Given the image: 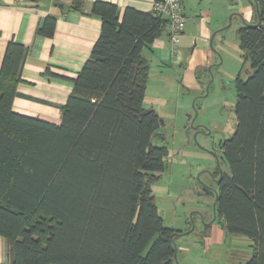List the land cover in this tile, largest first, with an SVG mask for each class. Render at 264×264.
<instances>
[{"label":"trees","instance_id":"16d2710c","mask_svg":"<svg viewBox=\"0 0 264 264\" xmlns=\"http://www.w3.org/2000/svg\"><path fill=\"white\" fill-rule=\"evenodd\" d=\"M256 2L252 24L260 19V25L237 30L243 63L236 125L221 144L229 170L215 191L224 231L252 242L243 264H264V0ZM82 6L76 0L72 8ZM90 14L101 19L100 35L73 80L59 124L13 111L26 49L13 42L6 48L0 236L8 240L10 264H176L182 232L163 225L152 189L168 157L157 145L163 120L143 106L149 62L142 51L163 34L165 21L131 8L119 19L117 7L106 2H94ZM54 26L46 18L38 33L51 36Z\"/></svg>","mask_w":264,"mask_h":264},{"label":"crops","instance_id":"0c3cea01","mask_svg":"<svg viewBox=\"0 0 264 264\" xmlns=\"http://www.w3.org/2000/svg\"><path fill=\"white\" fill-rule=\"evenodd\" d=\"M74 1L0 0V66L9 43L21 44L26 49L13 100L15 113L52 124L60 123L62 107L72 90L73 80L89 59L100 35L101 19L90 14L94 2L115 5L121 19L127 8L151 13L155 0H81L83 6L80 11L72 8ZM232 1L182 0L186 22L178 45L179 52L173 51L165 32L142 51V56L149 62L145 108L154 109L162 118L164 109L160 111L154 107L157 95L152 97L150 94L153 88L165 92V87L173 85L180 88L181 84V89L192 88L202 92L200 78L217 62L218 55L213 48L224 41L222 31L232 17ZM249 1L252 9L238 15L240 27L255 21L254 2ZM46 18L55 20L51 36L38 33ZM152 66L161 69L158 71L161 78L153 82L150 81ZM148 95L151 102L146 106ZM228 235L218 220V225L214 222L209 227L204 241L211 239L223 243ZM9 254L8 240L0 236V264H10Z\"/></svg>","mask_w":264,"mask_h":264},{"label":"rangeland","instance_id":"374dc122","mask_svg":"<svg viewBox=\"0 0 264 264\" xmlns=\"http://www.w3.org/2000/svg\"><path fill=\"white\" fill-rule=\"evenodd\" d=\"M250 2L232 1V17L222 31L224 41L213 48L217 62L200 78L202 92L181 89V84L180 88L167 86L165 92L151 89V96L157 95L158 106L154 107L164 109L157 145L168 149L166 167L152 189L163 225L182 232L175 239L178 264H243L253 250L250 240L240 235L229 234L223 243L200 238L202 220L207 221L212 213L213 191L217 189L213 176L218 170H229L220 148L236 125V78L243 63L237 37L241 25L238 15L252 9ZM246 70L250 71L248 64L242 78H246ZM158 71L161 69L152 66L150 81L161 78ZM149 98L146 106L151 102ZM207 189L211 194L205 192Z\"/></svg>","mask_w":264,"mask_h":264},{"label":"built area","instance_id":"2783aa9c","mask_svg":"<svg viewBox=\"0 0 264 264\" xmlns=\"http://www.w3.org/2000/svg\"><path fill=\"white\" fill-rule=\"evenodd\" d=\"M154 16L165 21L164 32L169 38L173 51L178 53L185 26L182 0H155L152 7Z\"/></svg>","mask_w":264,"mask_h":264},{"label":"flooded vegetation","instance_id":"af4514ba","mask_svg":"<svg viewBox=\"0 0 264 264\" xmlns=\"http://www.w3.org/2000/svg\"><path fill=\"white\" fill-rule=\"evenodd\" d=\"M217 173H218V175H217ZM221 173H222V172H221L220 170H218V171L215 173V176H213V177H214V181L216 182V184H218V182H219V180H220ZM205 192L208 193V194H211V193H210L211 191H210L209 189H207ZM213 192H214V195H215V191H213ZM213 203H214V202H213ZM215 220H216V214L213 213V209H212L211 217H210L207 221H206V220H202L203 224H202V227H201L200 233H202V232L204 231L205 228L210 227V226L212 225V223L215 222ZM204 221H205V222H204Z\"/></svg>","mask_w":264,"mask_h":264},{"label":"water","instance_id":"95a60500","mask_svg":"<svg viewBox=\"0 0 264 264\" xmlns=\"http://www.w3.org/2000/svg\"><path fill=\"white\" fill-rule=\"evenodd\" d=\"M254 4L256 5V13L259 14L258 12V7H257V2L256 0H253ZM260 19L257 21V23L255 24H249L250 26H253V27H257L260 25ZM216 201H217V193L215 192V200H214V203L212 205V209H213V213L216 214ZM174 248H175V253H174V260H175V263L178 264L177 262V248H176V245L174 244Z\"/></svg>","mask_w":264,"mask_h":264}]
</instances>
